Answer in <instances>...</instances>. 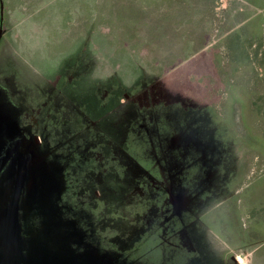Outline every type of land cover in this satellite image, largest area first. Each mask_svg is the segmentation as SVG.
Wrapping results in <instances>:
<instances>
[{
  "label": "rangeland",
  "instance_id": "374dc122",
  "mask_svg": "<svg viewBox=\"0 0 264 264\" xmlns=\"http://www.w3.org/2000/svg\"><path fill=\"white\" fill-rule=\"evenodd\" d=\"M6 146L5 264H264V0H0Z\"/></svg>",
  "mask_w": 264,
  "mask_h": 264
},
{
  "label": "flooded vegetation",
  "instance_id": "af4514ba",
  "mask_svg": "<svg viewBox=\"0 0 264 264\" xmlns=\"http://www.w3.org/2000/svg\"><path fill=\"white\" fill-rule=\"evenodd\" d=\"M10 149L11 148H8L6 146V148L3 147L0 150V173H2L5 170L7 164H9L10 162V159L14 156V152H15V155H17V152H16L17 149L13 148L11 152H10ZM23 158L21 157L20 159H18L19 162H22V163L25 162L26 158L24 159ZM14 180H13L12 187L8 189V193H9L8 199L5 200L2 198L3 202L0 208V213L1 214L3 213V216H1L0 214V243L7 244L9 246V249L13 245L18 244L17 232L19 229V221H20V217L19 216L17 217V213L20 214V211L18 208L19 206L18 200L21 195L22 186L16 187ZM4 194L5 193L3 192V194H0V196L4 197ZM16 202L17 204L14 210L13 208L15 207ZM5 263H6L5 259H0V264H5Z\"/></svg>",
  "mask_w": 264,
  "mask_h": 264
}]
</instances>
